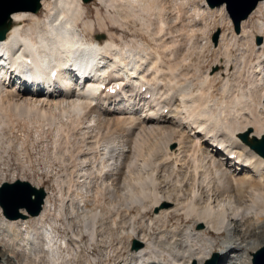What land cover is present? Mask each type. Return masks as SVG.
Here are the masks:
<instances>
[{
	"label": "bare ground",
	"instance_id": "bare-ground-1",
	"mask_svg": "<svg viewBox=\"0 0 264 264\" xmlns=\"http://www.w3.org/2000/svg\"><path fill=\"white\" fill-rule=\"evenodd\" d=\"M185 1L94 0L107 10L110 23L139 27L149 39L123 46L100 37L90 22L84 32H96L95 38L77 32L87 7L82 0H41L43 20L29 12L10 15V28L0 39V53L7 52L12 63L3 64L0 79V166L2 150L22 148L31 130L36 142L51 134L62 175L53 181L57 194L46 193L39 216L7 219L0 208V264H70L77 251L92 244L107 246L101 264H207L214 255L218 264H252L264 247V158L240 139L246 132L250 138L264 135V41L254 42L264 39V0L241 22V35L233 29L221 35L217 50L224 49L227 63L217 60L198 82L201 71L197 75L191 61L194 36L202 31L205 44L196 45L207 48V22L222 7L189 9ZM254 17L253 25L247 24ZM106 25L99 18L97 28ZM87 41L100 46L94 69L104 62L116 76L126 75L141 87L148 83L157 109L143 106L147 93L136 89L126 91L124 104L88 96L64 71L69 62L81 65L83 50L91 47ZM65 55L66 65H58ZM54 68V85L62 92L30 94L7 82L11 71L26 81L35 71L46 78ZM136 75L140 81L133 80ZM17 128L28 134L14 135ZM75 128H82V135L72 144L69 135ZM219 146L233 151L236 160L219 152ZM171 213L194 221L147 235ZM50 215L58 219L49 222ZM60 222L66 232L56 227ZM214 235L221 239L217 242ZM131 241L140 247L131 248Z\"/></svg>",
	"mask_w": 264,
	"mask_h": 264
},
{
	"label": "rangeland",
	"instance_id": "rangeland-1",
	"mask_svg": "<svg viewBox=\"0 0 264 264\" xmlns=\"http://www.w3.org/2000/svg\"><path fill=\"white\" fill-rule=\"evenodd\" d=\"M91 2L86 5L87 6L86 9H84V12H86V13L83 12L81 20L78 21L79 22V25H78L79 29L77 30V32H80V34L83 32L82 34H84L86 36V38H90V37L93 38V36L95 38L96 32H89V33L84 32L85 23L90 22L93 25V27H95V29H97V31H98L97 33L100 34V37H103V38L106 37V38L114 41L118 46H123V45H125V43H130L134 39H136L137 42H140V41L149 42V39L147 37H144L139 33V31H138L139 27L135 29L133 26H129V27L125 28L126 30L124 28L121 29V27H119L117 24H112L109 22V19H108L109 15L107 13V10H105V8H101V6L98 7V6L94 5V0L92 3ZM185 3L187 5V7H189V9H191L192 7H195V6L201 8V9L206 5L208 6L206 0H186ZM219 7H222V13L220 15H219V13L216 14L215 15L216 19L214 21L209 20L207 22V24H209L208 25L209 28H208L206 35H207V41H209V44H207L209 47L207 46V48L205 47L206 49L204 48L203 50H200L201 46L196 45V44H199V45L201 44L203 46L205 44V41H204L205 36H204V33L202 31H197L195 33V36H194V42H196V43H194L195 44V50L191 54V55H193V56H191L192 67L197 68V70L199 69L197 71V75H198V73H200L199 71H201V74L198 75L197 82L199 81V78H201L200 80L205 78V74H206L207 69L212 64H214V62L216 63L217 60H219V61L224 60L225 62L227 61V59L224 57L225 56L224 49L221 51L217 50L218 46H219V41H220L222 34L228 33V32H226L227 30L233 29L234 32H235V30H234L233 24L230 20V17L226 11L225 4H223ZM99 8L101 9V11L99 12L101 14V15L99 14L100 17L98 15H96L97 10H100ZM87 13H88L89 17L85 18V15ZM45 14L46 13L44 11L42 12V8H41V10L38 13H36L35 15H38V18L40 20H43L45 18ZM222 14H225V18H224L223 23H221L219 20L220 16ZM191 15H192V12H189L186 16H184V22L185 23L187 22L186 20ZM99 18H101L102 20H104L107 23L106 28L103 30H99L97 28ZM247 20H245V21H247ZM254 20H255V17L252 20H249L247 22V24L253 25ZM28 23H29V21H26L25 25H27ZM111 28H115L116 30L115 31L114 30L108 31V29H111ZM237 34L238 35L242 34L241 24H240V31ZM216 35H217V43L214 45L213 39ZM257 38H259V37H255V39H254L255 44H257L256 43ZM183 40H184V38H183ZM263 41H264V39H261V42L259 45H261L263 43ZM196 46H197V48H196ZM231 49L230 50L233 53H235L236 48L234 47ZM235 55H237V53H235ZM231 60H232L231 63L233 62L232 64H235V59L233 58ZM253 61H254L253 63H256V61L254 59H253ZM198 63H200L201 66ZM213 69H215V68H213ZM234 72H237V70L234 69ZM234 79H236V76L234 78L230 77V81H233ZM230 83H234V82H230ZM243 84H247V83L244 82ZM218 88H219V83H216L214 90L216 91V90H218ZM81 129L82 128L71 129L69 136H70V142H72V144H75L76 140L80 141V138L82 135V133H80ZM18 130H19V128H17V131L16 130L14 131V135H17L18 137H20L22 133L24 134L23 131H25V133L28 134V129H23V131H21L22 129L20 128L19 133H18ZM29 131L32 134L29 132L30 139L27 142H25L24 146L22 147V148H25V149H23V151H21L22 148L18 149L17 146H15V145L12 146L10 149L2 150L1 155L3 157L4 162L2 163L3 165L0 166V184L5 183V182L11 183V182H15L17 180L27 181L37 188H43L46 193L56 195L57 194L56 186H55L53 181L58 176V174L62 175V172H61V164L52 155V153H53V145H52L53 139L51 138V134L45 135L46 136V137L44 136L45 139L43 137V140H41V141L37 140L38 142H36L35 136H33L34 131H31V130H29ZM63 135H64V137H63ZM63 135L61 137L64 139V142H65L66 135L65 134H63ZM73 139H75V140H73ZM62 142H63V140H62ZM17 151L21 155L23 153L24 154L21 156L18 154ZM1 211H2V209H1ZM148 212H149V215H152L150 213L151 212L150 207L147 210V213ZM54 216L55 217H53V215L49 216V218H50V219L48 218L49 222L51 221L52 218L55 220L58 219L56 215H54ZM178 218H180V219H178ZM166 221H169V222H166ZM191 221H194V219H191V220L185 219L182 217H178V214L176 215L175 213H171L167 217L166 220H161V221L157 222L155 224V226L152 227V231L147 232V235H151L152 233L159 232L161 230L165 231V229H169L175 225H180V224L186 225V224H189ZM74 223L76 226L79 225L76 221ZM56 224H58V225H56V227H58L61 232L67 231L64 228V223L60 222V224L59 223H56ZM222 234H225V233H222ZM214 238L216 239L217 242L221 239V237L219 235H214ZM66 239H70V236H68ZM86 239L87 238L84 237L85 242H86ZM63 240H64V237H63ZM133 243H134L133 241L128 242V244H130L131 248L134 247ZM139 247H136V248H139ZM106 248H107V246L104 244H97V245L92 244L91 246H89L87 251H84V249L82 248L81 250L77 251L78 253H77V256L75 258L70 259V264H89V263L101 264L107 258L106 253H105ZM110 258L112 259L111 255H110Z\"/></svg>",
	"mask_w": 264,
	"mask_h": 264
},
{
	"label": "water",
	"instance_id": "water-1",
	"mask_svg": "<svg viewBox=\"0 0 264 264\" xmlns=\"http://www.w3.org/2000/svg\"><path fill=\"white\" fill-rule=\"evenodd\" d=\"M88 4L92 0H82ZM209 7L214 8L225 3L226 10L233 21L235 31L239 32L241 21L247 19L255 10L259 1L262 0H206ZM41 9V0H0V39H3L10 26L7 20L14 12L37 13ZM217 37H214L216 43ZM260 40H258V43ZM241 140L258 155L264 157V135L261 139L249 138L248 133L240 135ZM46 193L42 188L33 187L25 181L14 183H2L0 187V207L4 216L9 219L27 218V216H38L42 210V205ZM24 209L26 214L18 213ZM138 244L134 242V247ZM216 256L207 264H214ZM253 264H264V247L253 255Z\"/></svg>",
	"mask_w": 264,
	"mask_h": 264
}]
</instances>
